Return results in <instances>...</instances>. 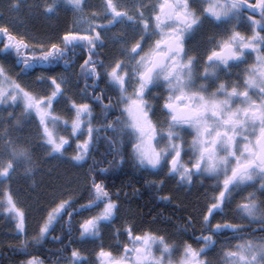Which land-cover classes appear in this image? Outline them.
<instances>
[{
  "label": "snow or ice",
  "instance_id": "1",
  "mask_svg": "<svg viewBox=\"0 0 264 264\" xmlns=\"http://www.w3.org/2000/svg\"><path fill=\"white\" fill-rule=\"evenodd\" d=\"M63 3L76 13V27L63 32L58 37L60 43L32 45L0 24V52H14L18 66L25 70L61 58L67 70L75 64V59H68V52L71 50L75 57L76 50H82L83 59L76 70L77 82L81 77L84 80L79 92L67 95L70 77L63 74L37 77V82L48 85L47 94L28 90L0 65V103L22 102L26 113L35 114L37 135L47 157L65 158L74 140V149L66 158L77 166L87 163L94 136L100 131L101 126L92 123L93 104L98 103L104 113L115 109L118 115L103 126L105 131L117 134L108 138L114 152V161L109 164L123 160L118 143L130 145L129 158L138 169H166L164 174L175 176L181 185L203 177L211 182L212 190L211 195L206 193L199 212V247L188 241L169 243L164 235L147 229L134 233L132 225L125 222L122 229L114 230L117 238L126 233L122 247L119 239L116 252L111 247H99L94 264H210L204 253L215 244L214 236L221 230L232 232L235 241L222 246L223 264H264V236L250 237L243 232L248 225L227 219L212 223L216 212L232 202L237 190L251 186L264 196V0H200L199 7H193V0H158L151 4L136 0L132 14L119 0H101L99 10L90 14H85L82 0ZM60 6L58 0H45L42 9L51 14ZM10 7L18 8L17 0H12ZM206 20L226 27L207 37L202 50L193 51L188 41ZM241 24L250 26L251 32L240 31ZM116 25H121L120 34L114 32L108 37L117 44L116 55L105 61L103 52L97 49L105 43L103 33ZM129 27L135 37L131 42L124 34ZM252 53H256L254 61L236 80L221 79V74L232 75L231 68ZM198 61L202 64L199 72ZM101 80L105 81L103 86ZM161 85L162 91L149 99V92ZM113 91H118V98L109 95L105 103V94ZM61 100L66 101L63 112L56 108ZM157 111L160 119H154ZM97 163L102 162L93 160L84 173L89 198L75 208L73 195L53 200L38 231L25 239V213L17 206L7 181L17 168L31 174L36 165L30 143L10 137L7 128L0 131V181L5 182L0 186V207L12 216L21 235L20 251L26 258L20 264H44L39 257L27 254V245L42 240L65 212L68 216L62 227L70 233L72 217L77 212L90 213L76 222V239L80 242L98 238L102 226L112 223L119 204L107 183L97 178L108 171V166L97 169ZM147 183L159 186L162 180ZM234 210L240 219H248L249 225L259 217L261 226L252 231L264 232V199L258 201L255 191L247 192ZM186 223L192 224L191 216ZM54 239L58 242L62 237ZM70 242L71 237L65 246ZM177 250L179 256L174 257ZM63 259L65 264H84L85 257L73 247Z\"/></svg>",
  "mask_w": 264,
  "mask_h": 264
},
{
  "label": "flooded vegetation",
  "instance_id": "2",
  "mask_svg": "<svg viewBox=\"0 0 264 264\" xmlns=\"http://www.w3.org/2000/svg\"><path fill=\"white\" fill-rule=\"evenodd\" d=\"M44 2L45 0H17L19 7L12 8L10 7L12 0H0V24L8 26L10 32H13L18 37H23L26 42L32 45L60 43L58 37H60L63 32L69 30L70 27H76V13L70 7L65 5L63 3V0H58L61 6L51 14H45L42 9V5ZM47 2H52V0H47ZM82 2L85 5V14H90L94 10L98 11L101 4V0H82ZM119 2L128 6L129 14H132V10H134L136 7V0H119ZM156 2H158V0H144L145 4ZM249 3H255V0H249ZM199 6L200 0H193V7ZM150 13L151 8L149 7L147 14L150 15ZM107 18L108 17H104V19ZM31 22L35 24L34 28H38L37 31L32 30L33 27ZM55 26L57 30V36L55 38H48V36L51 34L50 32H52ZM224 27L226 26L216 25L206 20L188 41L189 47L192 48L193 51H195L196 48L202 50L204 45L207 43V37L213 35L214 33H219ZM120 28L121 25H116L115 28L108 29L106 33H103L105 43L101 48H98L97 51L103 52L102 58L105 59V61L116 55L117 44L111 43L108 40V37H110L114 32L120 34ZM239 30L248 33L251 32L250 26L246 24H241ZM124 34L129 42H131L135 38L133 36L131 27H129ZM2 46L3 34H0V48H2ZM60 46L63 47L62 44ZM261 51H264V49H262ZM195 54L199 55V52L197 51L195 52ZM83 55L84 53H82V50L77 49L76 56L73 57V52L70 50L68 52V59H75V64H73L72 67L67 68V70L63 63L64 58H61L59 61H56L50 65L34 66L32 69L25 70L22 65L18 66V61L15 57L14 52H0V65H2L7 70L8 75L14 78L22 87L43 94H47L48 85L45 83L37 82V77L40 75H43L44 77L53 75L52 69L61 67L60 74L70 77V83L69 85H67V95L73 96L74 93L79 92L80 86L84 83L82 77L79 78V82H77L76 76V70L79 68V64L83 59ZM255 55L256 53H252L251 55L246 56L242 64L233 66L231 68L232 75L226 76L221 74V79L236 80L237 76L240 74V71L246 65L254 61ZM201 68L202 64H200V62L198 61L196 71L199 72ZM89 83H91V81H89ZM100 83L103 86L105 84V81L101 80ZM197 83H199V81H197ZM162 88V85L160 86V88H153L151 92H149L148 98L151 99L153 94L161 92ZM96 91H100V88H97ZM109 95L118 98L119 93L118 91L106 93L104 97L105 103L108 102ZM76 99L78 102H83L80 100L79 96H76ZM88 102L92 103V101L90 100ZM65 103L66 101L63 100L57 103V110L63 112V105ZM12 109L14 110V112H12ZM92 111V119L95 118L94 112H103L98 103L93 104ZM33 115L34 120L38 125L35 114L33 113ZM106 115L107 119H103V121L92 120V123L94 125L99 124L101 127L98 135L94 136L93 150L89 152V159L87 163H82L81 165L77 166L74 165V162L70 163L67 159L65 164H70L71 167L69 168V170L66 168V171L63 173V178H67L70 175L68 178H70L71 180L75 179V181H77L76 189L80 192L81 190L86 188L87 192V187L84 186V173L88 169L89 164H91L93 160L102 162L95 165L97 169L107 165L108 171L103 176H98L97 178L102 179L107 183L109 191L112 193V198L118 201L119 208L116 212L115 219L111 224H105L102 226L101 234L98 236V238L94 240L88 239L80 242L76 239V237L78 236V232L76 231L78 225L76 222L80 218L87 216L90 213L77 212V214L73 216L75 218L76 225L75 232L73 234L74 237L71 240L72 243H70L65 253L62 255L61 262L51 263L49 261H45L41 256H38L32 250H30L29 253L27 252V254L39 257L44 261V264H65V260L63 259V257L66 254H70L71 249L75 247L84 254V264H94V253L99 247H104L106 249L111 247V250L113 252H116L117 249L115 245L117 239H119L120 245L122 247L124 241L126 240V233L117 238L114 234V230L115 228L122 229L125 222L132 225L134 233L143 232L147 229L155 232L158 235H164L169 243L175 241L177 245H181L184 241H188L194 247H199L202 241L198 242L196 240V237L201 234V223L198 218L200 211L194 213L192 208L184 210L179 209L178 207L181 206V202L180 199L176 197L184 196L188 199V197L190 198V196L200 195V198L203 199V202L205 204L206 196L205 198H203V195H205L206 193L211 194V182L205 180L203 177H196L190 185L187 183L181 185L180 183H178L175 176H166L164 174L166 169L160 170L159 172L155 170L144 171L138 169L133 161L129 158L128 153L130 145L125 144H117V147L120 149L119 155L123 156V160L120 163L113 162L112 164H109V161H114V152L111 147V140H109L108 138L117 136V134L114 132L105 131L103 126L107 124L108 120H112L115 116H117L118 113L115 109H113L109 113H106ZM17 116V103H0V131H3L5 128H7L9 136L17 137L16 140L20 142H31L37 175L34 172H32L31 174H26L21 168L20 170H16V172H14L7 181V183L10 185L11 193L16 204L18 202L21 204L23 200L24 211L26 212L32 210V206L30 204V200L32 198L31 193L38 189V186H35L36 178L40 187V183L43 182L46 177V174L44 173L45 170L49 172L48 176H54L56 174L55 171L58 168V163L54 161L47 164V159H45L41 152L38 150L39 145L42 146V143L37 135V126L24 127V124H21L20 128H16L15 123L23 120V117ZM160 118L161 114L157 111V115L154 117V119ZM117 139L119 140V137H117ZM126 139L127 138L125 137V140ZM74 146L75 141L73 140L72 147L67 148V150L69 151L67 152L68 155L72 153ZM185 159H187V156H185ZM52 168H54L53 171ZM117 177H119L118 180L116 179ZM159 180H162V184L159 186L147 183ZM3 183L5 182L0 181V186H2ZM256 185H259V180L256 181ZM32 187L34 188L32 189ZM57 188L58 189H56V191H61V185ZM250 191L256 192V199L258 201L264 199V196H261L258 188L250 186L248 188H244L243 190H237L233 195L232 202L228 204L223 209V211L218 210L216 212V215L212 218V223H216L218 221L223 222V220L227 219L230 223L248 225L247 227L243 228V232L247 233L250 237L264 236V232L252 231V229H259V227L261 226L259 217L254 218L253 222L249 225V220L240 219V214L235 212L234 210L235 205L242 199V197L245 196L247 192ZM59 195L62 196V193L60 192ZM165 196L169 198L165 199ZM189 216L192 217L191 225L186 223ZM25 217L27 224L26 232L29 233L31 231H29V229L27 230V228H29L28 222L30 217H28L26 213ZM0 223H3L1 219ZM7 224L9 223L6 222L4 226L7 229H10V232L6 233V239L9 238L10 240H12L11 243L21 240V236H18L15 233V225L13 226V224ZM233 235L234 234L228 230H221L214 236L215 244L209 245L208 250L204 253L205 258L210 261V264H223L220 256L222 252V246L235 243V241L232 239ZM1 236L2 234L0 235V237ZM245 238H247V236ZM0 239H2L0 241V264H5L3 253L1 250V242L4 241L3 236ZM9 239L7 241H9ZM31 244L35 243L29 241L28 245ZM156 251L157 254H159L158 249ZM17 255H20V257L17 258L15 262H11L12 264H20V261L26 258L21 252H17ZM173 256L178 257L179 251L177 250L176 252H174Z\"/></svg>",
  "mask_w": 264,
  "mask_h": 264
},
{
  "label": "trees",
  "instance_id": "3",
  "mask_svg": "<svg viewBox=\"0 0 264 264\" xmlns=\"http://www.w3.org/2000/svg\"><path fill=\"white\" fill-rule=\"evenodd\" d=\"M31 23H32V27L34 28L35 24L33 22H31ZM50 33H51L50 34L51 36L49 35L48 38H50V37L55 38L57 36L56 26L52 30V32H50ZM60 73H61V67H57V68H53L52 69V74L53 75L55 74L54 76L60 75ZM105 115H106V113H103V112H100V111H96V112H94V117L95 118L92 119V120L103 121V119H105L104 118ZM53 177L54 178L52 180V176H46L45 180L40 183L41 184L40 187L36 191L31 193V195H33L34 193H38L41 196V199H42L41 201H40V199L36 198V204H38L39 207H41V205L42 206L47 205L48 204L47 202L49 200H52V201L55 200V198H56L55 197L56 196L55 193L57 195L60 194V191H56V189H58L57 187L59 185H61L60 183L63 182V179H61L59 181V179L55 175ZM118 178L119 177H117L116 179L118 180ZM47 180H50V181H47ZM51 181L53 183H56V184L59 181L58 186L55 185L54 189L51 188L50 185L48 186L47 183H51ZM76 182L77 181H75V179H73L72 180L73 185L71 187H68V189L69 190H73V191L76 190ZM44 184H45V186H44ZM46 184H47V186H46ZM76 193L77 194L74 196L75 204L72 205L73 208H75L76 205L83 204L84 201L89 198L88 197V191L86 192V188H84L80 192L78 191ZM176 198L180 199V197H176ZM194 198H197L196 199L197 203H195L194 208L192 207L193 204H192L191 199L189 197H188V199H189L188 200V204L187 203H183L182 199H180L181 206H179L178 208L182 209V210L192 208V209H194V213L200 211L199 209H201L202 208L201 206H203V204H204L203 199L200 198V195H197V197H194ZM38 200H39V202H38ZM51 202H49V203H51ZM30 204L32 205V198L30 200ZM198 204H201V205L197 209V205ZM66 216H68L67 212L64 213V217H66ZM64 217H61V219L58 220L55 223V225L52 228V230L49 231L47 233V235L42 240H40L39 242H37L35 244L27 245L26 251L29 253V251L32 250L35 254H37L38 256H41L45 261H49L51 263L52 262H56V263L61 262L62 261V258H61L62 255L65 253L66 249L70 245L69 244L66 247L65 246V242L70 241V237H71V240H72V238L74 237L73 234H74L75 228H76L75 218L74 217H72V221H73V224H72V229L73 230H72V232L70 233L67 229L63 228L62 227V221H63ZM32 221H33V216L29 218L28 226H30V227L33 226V222ZM7 232H10V231L4 226L3 223H0V235L2 234L3 239H4V241L1 242V250H2V253H3V258L5 260V264H12L11 262H15V260L20 257V255H17V252H21L20 251V244H19L20 240L19 241H15L14 243H11L12 240H10L8 238L9 241H7L8 240V239H6L7 238L6 237V233ZM56 236H61L62 239H60L57 242V240L54 239V237H56ZM1 240L2 239H0V241ZM70 243H72V242H70Z\"/></svg>",
  "mask_w": 264,
  "mask_h": 264
},
{
  "label": "rangeland",
  "instance_id": "4",
  "mask_svg": "<svg viewBox=\"0 0 264 264\" xmlns=\"http://www.w3.org/2000/svg\"><path fill=\"white\" fill-rule=\"evenodd\" d=\"M33 31H37L38 30V28H33L32 29ZM13 110V109H12ZM17 110H18V116L17 117H23V120L22 121H20V122H18V123H15V127L16 128H20L21 127V124H24V127L26 126V127H31V126H34V127H36L37 126V124H36V121L34 120V115H33V113L32 114H28V113H26L25 112V110H24V108H23V103L22 102H18L17 103ZM12 112H14V110L12 111ZM28 125V126H27ZM10 137H12V138H14V139H17V137H15V136H10ZM39 137V136H38ZM23 138H25V137H23ZM27 140H28V137H27ZM30 141V140H29ZM30 144H31V142H29ZM38 150L41 152V154L43 155V157L45 158V159H47V164H49V163H51V162H57L58 164V168H57V170L55 171V176L59 179V181L61 180V179H63V182L62 183H60L62 186H61V193H62V196H67V195H73V196H75L77 193V189L76 190H69L68 189V187H71L72 185H73V183H72V180L70 179V178H63V173L65 172V170H66V168L69 170V168L71 167V165L70 164H65V162H66V160H67V158L66 157H68L69 155L67 154V152H69L67 149H66V151H65V158H59V157H56V156H53V157H51V158H49V157H47L46 155H45V153H46V149L43 147V145L41 146V145H39V147H38ZM32 156H33V152H32ZM69 161V160H68ZM71 163V162H70ZM62 165V166H61ZM60 166V167H59ZM21 168H17V170H20ZM54 170V168H52V171ZM33 172L37 175V173H36V166H35V168H34V170H33ZM45 174H46V176H48L49 175V172L47 171V170H45V172H44ZM38 176H39V174H38ZM53 176H52V180H53ZM47 181H50V180H47ZM59 181L57 182V184L56 183H53L52 181H51V183H47L48 184V186L50 185L51 186V188H55V185L56 186H58V184H59ZM31 183H33V182H31ZM35 186H38V188H39V184H38V182H37V178H36V180H35ZM47 184H46V186H47ZM44 186H45V184H44ZM60 186V185H59ZM34 187H32V189H33ZM45 188V187H44ZM45 190V189H44ZM46 191V190H45ZM70 192V193H69ZM64 194V195H63ZM55 199H59L60 197H61V195H57L56 193H55ZM207 195H211V194H207ZM205 196H206V194L205 195H203V198H205ZM194 197H197V195H194V196H191L190 197V199H191V202H192V204H193V208H194V206H195V203H197V198H194ZM36 198H38V199H40V201L42 200L41 199V196L38 194V193H34L33 195H32V210L31 211H24V205H23V200H22V202H21V204L18 202L17 203V205H18V207H20L21 208V206H22V210L24 211V213H26L27 214V216L28 217H32L33 216V226L32 227H30V226H28L29 228H27V230L29 229V231H31V232H26V235H25V239L26 238H28V237H31V236H33V235H35V233L38 231V227H39V223H40V221H41V219H42V216L45 214V212H46V209H47V207H49L50 205H51V203H49V202H51L52 200H49L47 203V205H45V206H42L41 205V207H39V205L38 204H36ZM194 198V199H193ZM180 199H182V202L183 203H187L188 204V199H186L185 197H180ZM38 202H39V200H38ZM190 202V201H189ZM201 204H198L197 205V209H198V207L200 206ZM202 207V206H201ZM193 211H194V209H193ZM199 218V217H198ZM0 219H1V221L4 223V225L6 224V222L7 223H9V224H13V226L15 225L14 224V222H13V219H12V216L11 215H8V214H6V213H3V209H2V207H0ZM9 224H7V225H9ZM26 227H27V224H26ZM14 229H15V227H14ZM9 231H10V229H8ZM15 233L18 235V236H21L19 233H17V231L15 230Z\"/></svg>",
  "mask_w": 264,
  "mask_h": 264
},
{
  "label": "bare ground",
  "instance_id": "5",
  "mask_svg": "<svg viewBox=\"0 0 264 264\" xmlns=\"http://www.w3.org/2000/svg\"><path fill=\"white\" fill-rule=\"evenodd\" d=\"M59 111V110H58ZM189 194V193H188Z\"/></svg>",
  "mask_w": 264,
  "mask_h": 264
}]
</instances>
